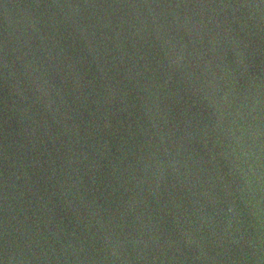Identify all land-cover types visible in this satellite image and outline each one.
I'll return each instance as SVG.
<instances>
[{
	"label": "water",
	"instance_id": "water-1",
	"mask_svg": "<svg viewBox=\"0 0 264 264\" xmlns=\"http://www.w3.org/2000/svg\"><path fill=\"white\" fill-rule=\"evenodd\" d=\"M0 264H264V0H0Z\"/></svg>",
	"mask_w": 264,
	"mask_h": 264
}]
</instances>
